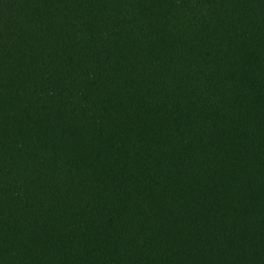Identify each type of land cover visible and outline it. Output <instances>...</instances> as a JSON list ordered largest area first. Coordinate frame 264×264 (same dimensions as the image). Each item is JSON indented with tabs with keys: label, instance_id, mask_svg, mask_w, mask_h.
Listing matches in <instances>:
<instances>
[{
	"label": "trees",
	"instance_id": "16d2710c",
	"mask_svg": "<svg viewBox=\"0 0 264 264\" xmlns=\"http://www.w3.org/2000/svg\"><path fill=\"white\" fill-rule=\"evenodd\" d=\"M0 264H264V0H0Z\"/></svg>",
	"mask_w": 264,
	"mask_h": 264
}]
</instances>
